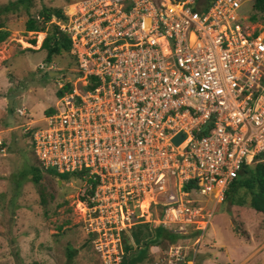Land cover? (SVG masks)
<instances>
[{
	"label": "built area",
	"instance_id": "obj_1",
	"mask_svg": "<svg viewBox=\"0 0 264 264\" xmlns=\"http://www.w3.org/2000/svg\"><path fill=\"white\" fill-rule=\"evenodd\" d=\"M250 1L73 2L63 26L77 68L30 126L38 168L79 182L76 200L109 228L157 207L156 225L170 214L202 236L211 211L196 196L214 208L242 162H264V30L238 12ZM181 248L155 264L184 262Z\"/></svg>",
	"mask_w": 264,
	"mask_h": 264
},
{
	"label": "rangeland",
	"instance_id": "obj_2",
	"mask_svg": "<svg viewBox=\"0 0 264 264\" xmlns=\"http://www.w3.org/2000/svg\"><path fill=\"white\" fill-rule=\"evenodd\" d=\"M9 1L13 0H0V5ZM75 1L78 0H30L29 14L38 18L42 6L60 7L62 13L70 14ZM251 5L245 2L238 9L239 14L250 16L255 12L256 23L264 26V11H254ZM19 7L17 11L0 12V21L9 31L0 41V264H118L123 236L129 235V227L147 223L149 231L163 212L151 208L150 220L123 215L116 220L118 224L109 228L104 218L96 217L94 207L76 200L78 182L51 176L49 170H39V180L32 179L30 167L37 162L30 135L23 133V129L30 126L31 119L42 120L44 111L55 100L62 76L71 79V71L77 68L71 50L77 48V40L72 38L68 52L45 60V50L38 49L45 32H24L26 15ZM52 21L58 29L64 27L62 32L68 31L63 26L67 16L64 21L54 18ZM31 38L35 40L32 45L28 42ZM17 107L24 108L25 114H18ZM203 206L211 211L203 239L189 236L192 229L185 230V221L179 228V223L169 220L170 214L166 218L171 227L183 233L176 243L182 244L181 252L188 256L189 264H201L202 257L212 252L217 260L209 259L207 264H264L263 212L228 202L218 203L214 208L212 203L204 202ZM213 230L215 234L209 236ZM127 238L132 242L130 236ZM94 241H98L100 250L95 248ZM168 246L166 241L149 245L145 256L135 264L165 261ZM68 247L74 250L69 260ZM237 256H241L239 260H235Z\"/></svg>",
	"mask_w": 264,
	"mask_h": 264
},
{
	"label": "trees",
	"instance_id": "obj_3",
	"mask_svg": "<svg viewBox=\"0 0 264 264\" xmlns=\"http://www.w3.org/2000/svg\"><path fill=\"white\" fill-rule=\"evenodd\" d=\"M211 1L212 0H205L204 5L209 4ZM250 2L254 11H264V0H251ZM19 5H21L23 9L22 14L26 15V18L23 22L24 32H45V35L38 47V49L45 50V60L48 61L52 55L68 52L71 46L68 34L58 29V26L52 21V18L59 21H64L66 19V16L62 13L60 7L42 6L37 12L38 18H35L29 14L30 0H13L6 4L0 5V12L17 11L20 8ZM19 14H21V12ZM248 19L250 21H256L255 12H252L250 16H248ZM45 24H49V27L45 28ZM8 34V29H6L3 25V22L0 21V41H2ZM28 42L30 44H34L35 40L34 38H31L28 40ZM68 85L69 84L67 83L65 86H62V88H58L55 92L56 95H61L63 89H68ZM32 130L33 127H30L27 131H25V133L29 135L31 134ZM30 171L33 173L32 179L35 182L39 180V169L36 166H31ZM48 174L60 179H66L68 177L67 174L55 173L52 170H49ZM87 180L91 181V178L88 177ZM188 188L189 184H184L181 190L186 191ZM41 201H43V197L41 198ZM197 202L203 205L205 202V197L202 196L200 197L199 201L195 200L193 203L196 204ZM222 202L249 207L253 210L264 213V164L256 162L242 165L238 174H236V176L231 179V181L223 190L222 198L219 203ZM146 224L137 223L129 227L128 236H130L133 243L128 241V236H123V245L121 247L122 253L118 264H135L145 256L149 245L161 244L164 241L169 244H177V241L181 240L180 238H183V233H181V230L171 227L170 224L169 226L166 225L165 227L162 225H156L153 227V229H149V231ZM187 227L192 229V235L189 234V236L192 238L196 237L199 230L194 228V224L186 223L185 230ZM190 230L185 232L189 233ZM182 241L186 242V240ZM67 252L69 260L72 257L74 250H71V248L68 247ZM188 261V256H186L185 261H179L178 264H189Z\"/></svg>",
	"mask_w": 264,
	"mask_h": 264
},
{
	"label": "clouds",
	"instance_id": "obj_4",
	"mask_svg": "<svg viewBox=\"0 0 264 264\" xmlns=\"http://www.w3.org/2000/svg\"><path fill=\"white\" fill-rule=\"evenodd\" d=\"M256 22V21H255ZM262 26V25H261ZM263 27V30H264V26H262ZM64 76L65 75H63L62 76V78H64ZM61 82H62V80H61ZM65 84H67V83H65ZM65 84H63L62 86H65ZM68 84H70V83H68ZM59 88H62V87H59ZM64 90V89H63ZM56 94V93H55ZM56 97H57V95L55 96V99H56ZM55 101V100H54ZM54 101H53V103H54ZM52 103V104H53ZM51 105V104H50ZM19 107H17L16 109H15V111L18 113V114H20V115H24L25 114V110H24V108H22L23 109V113H19L18 111H17V109H18ZM19 109H21V108H19ZM46 110H47V108H46ZM45 110V111H46ZM39 121H37V120H34V119H31L30 120V126H32L33 124H35V123H38ZM28 126V125H27ZM30 126H28V127H30ZM27 131V130H26ZM23 133H25V130L23 129ZM0 145H1V143H0ZM260 154H257V155H255L252 159H250V160H248L247 162H242L241 163V166H240V168L242 167V165H247V164H251V163H256V162H260V163H263L264 164V162L263 161H261L259 158H260ZM36 167L38 168V166L36 165ZM240 168H239V170H240ZM39 169V168H38ZM40 170V169H39ZM239 170L237 171V174H238V172H239ZM46 172V171H45ZM49 172V171H48ZM71 176H69L68 175V177L67 178H70ZM234 178V177H233ZM60 179V178H59ZM62 180H65V179H62ZM60 181V180H59ZM79 183V182H78ZM218 204V203H217ZM216 205V204H215ZM214 205V206H215ZM206 229V228H205ZM204 232H205V230L203 231V234H202V236H204ZM199 233V232H198ZM201 236V239H203V237ZM171 245V244H170ZM194 258V257H193ZM193 260V259H192Z\"/></svg>",
	"mask_w": 264,
	"mask_h": 264
},
{
	"label": "crops",
	"instance_id": "obj_5",
	"mask_svg": "<svg viewBox=\"0 0 264 264\" xmlns=\"http://www.w3.org/2000/svg\"><path fill=\"white\" fill-rule=\"evenodd\" d=\"M36 44H37V42H36ZM32 45V44H31ZM50 73H52V72H50ZM209 234V236H211V235H213V234H215L214 233V230L213 231H211L210 233H208ZM215 252H212L211 254H207V255H205L204 257H202V263L201 264H207V261L210 259V260H217V257L215 256ZM241 256H237V258H235V260H239V258H240Z\"/></svg>",
	"mask_w": 264,
	"mask_h": 264
},
{
	"label": "bare ground",
	"instance_id": "obj_6",
	"mask_svg": "<svg viewBox=\"0 0 264 264\" xmlns=\"http://www.w3.org/2000/svg\"><path fill=\"white\" fill-rule=\"evenodd\" d=\"M41 38H42V35H41ZM149 201H150V193H146L145 196L143 197V199L139 202L140 208L147 207L149 205ZM143 202H145V205L144 206L142 205Z\"/></svg>",
	"mask_w": 264,
	"mask_h": 264
},
{
	"label": "water",
	"instance_id": "obj_7",
	"mask_svg": "<svg viewBox=\"0 0 264 264\" xmlns=\"http://www.w3.org/2000/svg\"><path fill=\"white\" fill-rule=\"evenodd\" d=\"M175 140H176V141H179V140H180V136L176 137ZM58 182H60V181L58 180Z\"/></svg>",
	"mask_w": 264,
	"mask_h": 264
}]
</instances>
